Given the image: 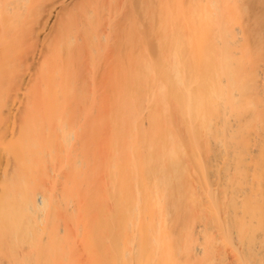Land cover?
<instances>
[{
    "label": "rangeland",
    "instance_id": "1",
    "mask_svg": "<svg viewBox=\"0 0 264 264\" xmlns=\"http://www.w3.org/2000/svg\"><path fill=\"white\" fill-rule=\"evenodd\" d=\"M135 1L23 0L21 6V0L19 3L14 1V9L17 11L20 7L22 12L18 8L16 18L23 16L18 21L13 18L14 23L9 21L10 26L6 27V33L0 30L3 38L4 33L6 38H11L10 53L6 55L7 58L4 57L7 62H4V71V64L0 65V264H234L229 248L232 241L235 244V240L229 243L231 239L221 238L226 222L210 209L207 210L208 198L202 193L204 189L200 184L202 171L195 169L190 160L192 155L198 158V154L195 149L190 151L188 146L185 147L180 163V167H187V178L183 180L181 173L178 176L177 172L176 177L182 185L187 182L195 187L194 201H191L189 191L176 189L175 172L169 176L164 175L167 180L164 193L162 197H154V200L162 203L160 205L168 224L166 233L165 230L157 233L144 227V230L135 228L124 233L117 231L112 225L103 231H72L68 228L67 217L73 198L64 190L69 183L66 168L72 162H67L68 153L70 151L76 155L75 163L79 167L86 154L92 155V158L96 156L98 160L103 152V142L112 127L106 120L113 118L116 111L114 99L110 95L112 87L107 90L106 86L109 82L105 80L106 84L103 86L99 82L100 78L90 82V71H86L83 65L88 61L89 53L96 55L95 49L105 41V45H110V48L114 44L118 46L120 41L112 35V32L116 33L115 26L125 24L126 17L130 14L140 17L139 6L146 2ZM212 1L217 13L214 15L216 31L212 41L215 51L212 73L214 81H223L229 70L228 63L237 67L233 71L235 84L221 82L222 85L216 88L217 101L221 97L225 99V95L229 96L230 91L237 88L245 95L242 94L237 99L235 111L248 108L257 119L262 120L264 0ZM197 10L210 14L211 7L209 4L204 7L202 1V4L199 2ZM98 19L100 23H97ZM184 31L190 33L188 29ZM36 32L37 35L41 33L40 38L36 36ZM90 32L95 34L89 38ZM104 36L109 39L104 41ZM117 46L111 49L110 55H103L105 58L101 56L100 62L96 60L97 70L100 65L102 73L104 69L102 76L107 71H112L114 61L108 62V55L110 58L113 53L116 54V49L121 50ZM87 48V57L81 56L86 54ZM233 50L238 53L236 58L231 54ZM106 51L107 49L104 53ZM122 51L124 49L119 52ZM0 54L2 56L3 53L0 51ZM105 59L106 66L102 64ZM66 62L72 64V67L69 66L72 70L77 62L78 65L84 62L82 66L77 65L70 75L77 88L78 100L57 107L44 101L41 96L46 93L47 82L50 84V72L55 68L65 70ZM95 72L98 74L100 70ZM98 76L101 74L94 77ZM22 77L26 79L21 81ZM101 86L106 88L99 89ZM91 92L96 98L93 102L83 103L79 99ZM152 93L156 94V91L152 89ZM225 105L227 113H235L229 105ZM171 119L175 121L179 138L188 144L190 136L184 126L176 117L171 116ZM146 120V115H142V121ZM262 124L263 122H258L256 128H261ZM53 155L63 157V161L54 160ZM95 158L93 161L91 159L94 163L97 162ZM253 173L257 175V172ZM160 175L159 171L156 176ZM258 184L259 181L251 184V190L258 192L254 202H248L249 196L245 197L248 208L256 211L261 206L260 198L263 193L261 185L260 191L256 189ZM49 193V199L53 202L51 212L48 208H42L37 214L33 210L27 212V220L21 218L20 206L25 207V201L33 195L39 197ZM16 201L19 202L18 205ZM36 216H40L41 221ZM263 218L257 219L253 216L247 219L252 222L250 224L257 234L264 232V225L261 224L264 222ZM15 223L27 224L29 227L23 231L12 230L11 226ZM185 226L191 231L192 246L199 245L204 226V233L209 238V246L206 247L208 254L192 256L191 250L189 253L178 251V246L186 245ZM198 228L201 233L194 230ZM153 239L155 244L152 243Z\"/></svg>",
    "mask_w": 264,
    "mask_h": 264
},
{
    "label": "bare ground",
    "instance_id": "2",
    "mask_svg": "<svg viewBox=\"0 0 264 264\" xmlns=\"http://www.w3.org/2000/svg\"><path fill=\"white\" fill-rule=\"evenodd\" d=\"M10 1L0 0L2 31L10 26V22L14 23L12 19L16 18L18 8L21 12L20 7L17 11L14 9L15 3L20 0ZM202 1L204 7L208 4L211 7L210 14L197 10ZM214 5L212 0H176L175 6L174 0H146L139 6L140 17L130 14L126 17L125 24L115 26L113 38L119 40L122 46H106L105 40L109 38L104 36L102 39L105 43L97 46L96 55H92V52L88 55V48L86 54H81L89 56L85 62L87 66L81 61L80 65L78 62L76 64L83 65L86 71H90V82H95V78H102L104 83L99 79L102 86L106 84L105 80L112 84L109 86L107 83L106 86L107 90L112 87L113 93L110 95L114 99L116 111L113 118L106 120L112 127L103 142V152L98 160L94 156L97 162H92V155L86 154L79 167L75 163L76 155L70 151L68 153L67 162H72L66 168L69 183L64 190L73 196L67 217L70 230L103 231L112 225L117 231L124 233L143 227L157 233L165 230L166 233L168 224L165 212L161 202L154 200V197H162L164 193L167 181L164 175L169 176L175 172L176 189L189 191L190 199L194 201L195 187L187 182L182 185L176 177L177 172L178 176L181 173L183 180L187 178V167H180V163L185 147L188 146L190 151L195 149L198 154V158L192 155L190 160L195 169L202 171L200 184L204 189L202 193L208 198L207 210L210 209L225 220L221 238L231 239L229 243L235 240V244L232 241L229 248L233 254L232 262L264 264V232L255 233L250 224L252 222L247 220L253 216L257 219L264 217V118L257 119L248 108L235 111L237 99L242 94L245 95L235 86L236 89L230 91L229 96L225 95L227 102L224 97L217 101L216 88L222 85L221 82L234 85L236 78L233 71L237 67L228 63L229 70L223 81H214L212 73L215 51L212 41L216 31L214 15L217 14ZM22 16H18L17 21ZM97 23H100L99 19ZM184 29H188L190 33L187 34ZM5 33L4 38L0 33V48L3 50H0L3 53L0 65L4 64L3 71L5 58L8 57L6 55L11 50V38H6ZM35 34L39 37L41 33ZM94 34L90 32L88 37ZM116 46L124 51L120 53L121 50L116 49V54L113 53L114 56L112 54L110 59L109 52ZM105 49L107 53H104ZM105 54H109L108 62L114 61V65L111 67L112 71H107L102 76L104 69L102 73L100 65V73L95 65L96 60L100 62L99 59ZM231 54L236 58L238 53L233 50ZM102 64L106 66V59ZM71 65L66 62L65 70L55 68L50 72V84L47 82L46 93L41 96L44 101L60 107L78 100L77 88L70 77L71 71L78 66L72 70ZM95 71L101 76L94 77L98 75ZM92 78L94 79L91 80ZM25 79L22 77L20 80ZM102 86L99 89L106 88ZM152 89L156 94L152 93ZM262 92L264 96V89ZM83 94L86 95L85 92ZM85 95H82V99L79 98L83 103L96 100L92 92ZM225 104L235 113H227ZM261 106L264 107V104ZM142 115H146V122L142 121ZM171 116L176 117L189 134L188 144L179 138ZM258 122H263L259 129L256 128ZM53 156L54 160L63 161V157ZM159 171L161 175L156 176ZM253 172H257V175ZM257 181L259 184L256 189L260 191L261 185L263 195L260 198L261 206L256 211L248 208L245 197L249 196L248 202H254L258 192L251 190V184ZM31 197L25 201V207L20 206L21 218L27 220V212L32 210L36 214L42 208L52 211L50 193ZM36 218L41 221L40 216ZM262 223L264 225L263 221ZM27 227V224L15 223L11 229L23 231ZM203 228L202 233L200 228L194 229L201 233V241L199 245L192 246L191 231L185 226L186 245L178 246V251L189 253L191 250L192 256L208 254L206 247L209 246V238ZM152 243L155 244L154 239Z\"/></svg>",
    "mask_w": 264,
    "mask_h": 264
}]
</instances>
